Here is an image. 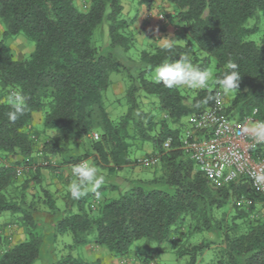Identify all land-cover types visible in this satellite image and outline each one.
Wrapping results in <instances>:
<instances>
[{"label": "trees", "instance_id": "trees-1", "mask_svg": "<svg viewBox=\"0 0 264 264\" xmlns=\"http://www.w3.org/2000/svg\"><path fill=\"white\" fill-rule=\"evenodd\" d=\"M155 1L139 4L149 9ZM161 1L173 9L158 11L157 16H163L158 20L175 26L183 43H174L171 51L149 44L137 63L132 58L121 61L114 52L121 48L126 53L136 45L135 17H123L122 0H85L83 8L75 0H0V215L7 212L14 217L24 236L10 247L4 238L7 247L0 248V264H33L38 259L44 231L38 217L40 202L41 211L57 215L51 227L54 237L69 235L71 247L88 245L92 235L96 247L121 259L129 256L137 240L155 244L156 252L170 241L176 244L178 258H186L184 264H197L207 250L212 264H264L261 196L245 179L210 184L180 149L182 120L214 102L204 103L221 91L214 81L229 61L238 65L241 76L237 92L227 95L225 113L241 119L255 110L254 117L264 122V34L258 43L248 40L258 27L246 25L258 11L264 13V0ZM103 22L106 51L92 42ZM18 35L33 44L22 59H15L7 44ZM194 49L205 55H195ZM182 55L202 70L214 61L208 87L193 91L190 98L181 87L169 89L146 79L155 66ZM125 65L128 107L113 121L102 94L111 85L110 74ZM11 91L27 98L25 114L14 124L6 117ZM140 92L157 97L158 111L141 108ZM36 113L41 114L39 129L33 124ZM93 132L98 134L96 140L91 138ZM167 138L168 149L163 147ZM146 144L151 152L143 151ZM138 151H143L141 157ZM152 155L159 159L151 166L155 169L150 179L122 178L121 183L103 185L79 200L68 194V186L76 180L72 168L84 160L95 167L105 165L114 174L123 166H139L140 158ZM61 166L69 168L67 177ZM41 169L63 183L67 190L61 198L63 207L56 204V192L44 185ZM30 189L35 193L28 194ZM106 190L118 194L108 197L102 194ZM156 252L145 262L155 259Z\"/></svg>", "mask_w": 264, "mask_h": 264}, {"label": "rangeland", "instance_id": "rangeland-1", "mask_svg": "<svg viewBox=\"0 0 264 264\" xmlns=\"http://www.w3.org/2000/svg\"><path fill=\"white\" fill-rule=\"evenodd\" d=\"M122 4L124 5V12L123 17L126 19H131L133 17H140L142 14V11L144 7H142L139 4V0H122ZM169 4V3H168ZM84 5V3L82 4ZM158 11L163 13H168L170 10H166L164 6L159 7V9L156 10L155 16L158 17ZM247 26H253L257 25L258 30L250 35L247 39L252 40L256 43L259 42L261 36L264 34V13L261 11H258L256 16L248 19ZM3 30V27L0 24V35ZM136 37V36H135ZM107 40H108V34H107V27L106 24L103 22L100 24L94 31L92 42L95 46L98 48L103 49L102 51H106L107 49ZM140 39L138 40V37H136V45L134 48L130 49L128 52L124 53L121 48L114 49V52L120 55L121 61L127 60V58H132L135 62L139 63V53L142 50H146L148 48V42L142 41V44L139 45ZM175 44L183 43L182 39L179 38L178 40H173ZM9 45L12 54L15 59H22L28 56L29 52L31 51L33 44L25 39L23 35H18L15 38L9 40L7 42ZM109 50V49H108ZM113 52V51H112ZM194 54L203 57L205 54L202 51H199L197 49H194ZM206 71H209L210 73L214 72V61L211 59L209 66ZM129 71L126 68V65L121 69L118 73H111L110 74V82H114L116 80H124V85L128 86L130 84V80L128 79V73ZM212 75L209 78V81L212 77ZM153 72H151L149 75L146 76V79L149 81H153ZM181 89L185 92V94L190 98L193 91L197 89H192L189 87H181ZM224 106L226 107L228 104V94H223L221 91L218 92ZM140 95L144 97V99H149L150 103H144L145 101L140 100V106L144 110H148L150 112H155L157 110V104L158 99L154 95H145L143 92H140ZM104 105L106 107V111L109 115V117L116 121L119 116H121L123 113H125L128 102L126 99V92L125 90L121 94H116L113 92L112 85L109 86L102 94ZM182 123H185V127L187 126V119H183ZM33 124L34 127L39 129L41 128V114L36 113L33 118ZM40 140H43V137L40 135ZM143 155V151H138L137 156L141 157ZM154 167L151 168H145L138 166H123L120 170H115L114 174H110V182L112 184L115 183H121L120 179L122 178H128L133 177L134 179H150L153 175ZM41 173H43V169H41ZM43 183L44 185L49 186L50 190H61V186L57 184V181H55V177L50 175L48 172H44L43 174ZM50 176V177H49ZM55 182H54V181ZM52 182H54L52 184ZM123 186L120 185V187ZM15 192V191H14ZM28 194H33L35 191L33 189L27 190ZM111 192H108V194ZM118 194V193H117ZM116 194V195H117ZM26 199H29V195L26 197ZM30 200V199H29ZM64 200L61 198L56 199V204L58 207L64 206ZM39 212V223L43 227V242L40 249V255L38 259L33 264H73L71 259H80L83 262H93L95 260L93 254L91 255L86 250L85 246H78V247H71L72 244L71 237L67 234L65 235H57L54 237L53 234H55L54 230L51 228L53 226V222L57 215H51L48 213H45L41 211L44 209L41 202L38 204ZM45 213V214H44ZM56 216V217H54ZM21 228L17 226V221L14 217H11L9 213L4 212L0 215V242H4V238H7L6 240L9 241L8 247H10L13 244H16L20 241V238L22 237ZM210 236V235H209ZM88 240H90L89 244H93L92 242V235H89L87 237ZM6 241L3 244H0V248L4 249L7 247L5 244ZM87 246V245H86ZM176 244L175 242L171 243L170 241L164 242L159 246V250L156 252V245L151 244L148 245L144 239H140L135 241L131 248L130 253H132V256L134 257L133 262L131 264H149L145 262V258L151 253L156 252V258L154 263L152 264H184L186 261L185 257L178 258V256L175 254ZM211 253L209 250L205 251L202 256L199 258L197 264H212L211 261ZM69 261V262H68Z\"/></svg>", "mask_w": 264, "mask_h": 264}, {"label": "built area", "instance_id": "built-area-1", "mask_svg": "<svg viewBox=\"0 0 264 264\" xmlns=\"http://www.w3.org/2000/svg\"><path fill=\"white\" fill-rule=\"evenodd\" d=\"M158 17L163 20L162 15ZM224 107L217 93L210 106L189 115L180 149L194 161L210 184L217 186L245 179L264 204V143H255L251 132L262 121L254 117L255 110L241 119H232ZM91 138L96 140L98 134L93 132ZM169 145L170 138H167L163 147L168 149ZM158 159V155H152L138 162L143 167H151Z\"/></svg>", "mask_w": 264, "mask_h": 264}, {"label": "clouds", "instance_id": "clouds-1", "mask_svg": "<svg viewBox=\"0 0 264 264\" xmlns=\"http://www.w3.org/2000/svg\"><path fill=\"white\" fill-rule=\"evenodd\" d=\"M164 50L171 51L175 47L171 39H165L161 45ZM153 81L162 84L164 87L173 89L177 87H189L192 89H206L209 78L212 75L209 71L202 70L194 66L187 55L179 56L178 59L165 61L152 69ZM241 74L238 65L229 61L222 75L217 76L214 83L223 94L237 92ZM215 97L208 96L204 101L207 103ZM10 110L6 113L7 120L15 123L26 111L27 98L20 91H11L8 96ZM201 105L197 103L196 108ZM255 143H264V122L258 123L251 129ZM72 174L76 180L68 186V194L74 200H79L91 193H97L102 185L105 184V176L98 174L97 168L87 161H82L72 168Z\"/></svg>", "mask_w": 264, "mask_h": 264}, {"label": "crops", "instance_id": "crops-1", "mask_svg": "<svg viewBox=\"0 0 264 264\" xmlns=\"http://www.w3.org/2000/svg\"><path fill=\"white\" fill-rule=\"evenodd\" d=\"M75 1L79 7L83 8L82 4L84 3L85 0H75ZM141 6L144 7L142 14L140 15V17H137V16L135 17L134 23L132 25V29L135 33V36L138 37V40L140 39L139 45L142 44V41L148 42V45L154 44V43L158 45H162L165 39L169 38L173 41L175 39L178 40L179 38H181V35L176 32L175 26H173L167 21L160 22V20H158V17L155 16L156 10L159 9V7L161 6H164L166 10L171 11L173 8L170 3L168 4L167 2L156 0L149 9L145 7L144 5H141ZM123 83H124L123 79L111 82L113 92L116 94H121L126 88V85H124ZM140 100L145 101L144 103H147V102L150 103L149 99H144L143 96H140ZM143 151L151 152L152 151L151 145L150 144L144 145ZM86 161L88 162V160ZM104 166L103 165L99 167L97 166L96 168L98 170V174H103L105 176L104 185H108L111 183L110 178H109L110 169L107 166L106 167ZM60 168H61L60 171H62L63 176L67 177L69 174V168L67 166H61ZM44 172H48V170L43 169V173ZM58 184L61 186L63 183L60 184L59 182H57L56 185ZM51 191L56 192L54 196H57L58 198H62V196L66 193L67 190H63L61 188V190H51ZM108 192H111V193L108 194ZM102 194H106L108 197H111V196H116L117 191L106 190V191H102ZM21 233H22V229H21ZM23 237L24 236L22 235L20 240L23 239ZM85 247L88 253H90L91 255L93 254L95 258L94 262L96 261L98 262V264H131L134 259V257L132 256V253H130L128 257L120 259V258L111 256L105 249L96 247L94 244L92 245L88 244ZM122 260H125V261L122 262ZM154 261L155 259H152L149 262V264L154 263Z\"/></svg>", "mask_w": 264, "mask_h": 264}]
</instances>
